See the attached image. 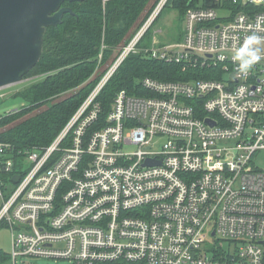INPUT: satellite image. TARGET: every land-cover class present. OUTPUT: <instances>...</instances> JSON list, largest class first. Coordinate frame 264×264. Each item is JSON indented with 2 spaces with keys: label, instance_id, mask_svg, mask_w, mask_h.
Masks as SVG:
<instances>
[{
  "label": "built area",
  "instance_id": "obj_1",
  "mask_svg": "<svg viewBox=\"0 0 264 264\" xmlns=\"http://www.w3.org/2000/svg\"><path fill=\"white\" fill-rule=\"evenodd\" d=\"M166 3L49 146L0 140L7 264H264V39L246 76L232 60L264 38V0H194L179 41L138 48ZM138 50L208 78L144 77L152 96L119 90L101 121L98 94Z\"/></svg>",
  "mask_w": 264,
  "mask_h": 264
},
{
  "label": "trees",
  "instance_id": "obj_2",
  "mask_svg": "<svg viewBox=\"0 0 264 264\" xmlns=\"http://www.w3.org/2000/svg\"><path fill=\"white\" fill-rule=\"evenodd\" d=\"M157 1L64 2L63 6H69L73 13H65L56 27L46 28L41 56L24 76L39 80L12 94L23 104L0 115V140L21 150L49 146L111 65L117 50L143 25ZM192 5L194 0H168L162 9L172 7L182 16ZM149 27L144 33L146 37L151 35ZM182 34H178L177 40ZM205 74L200 69L184 71L180 64L150 58L143 51L130 53L96 98L101 107L99 119L102 121L107 115L119 90L130 95L152 96L139 83L144 77L177 81L208 78ZM7 261L8 255L0 251V264Z\"/></svg>",
  "mask_w": 264,
  "mask_h": 264
},
{
  "label": "water",
  "instance_id": "obj_3",
  "mask_svg": "<svg viewBox=\"0 0 264 264\" xmlns=\"http://www.w3.org/2000/svg\"><path fill=\"white\" fill-rule=\"evenodd\" d=\"M75 1L80 0H0V88L24 79L41 56L46 28L73 13L63 3Z\"/></svg>",
  "mask_w": 264,
  "mask_h": 264
},
{
  "label": "rangeland",
  "instance_id": "obj_4",
  "mask_svg": "<svg viewBox=\"0 0 264 264\" xmlns=\"http://www.w3.org/2000/svg\"><path fill=\"white\" fill-rule=\"evenodd\" d=\"M158 2H159V0L155 4V6L152 8L150 14L155 9ZM167 2H168V0H167ZM148 7L149 6H147V8ZM147 8L144 10L142 15L147 11ZM160 11H159L160 15H159V13L156 15V17L159 15L157 17V19H156V17L154 18V20L156 19V21L154 23L152 22L153 25H151V27H149V29L151 28V35L148 37H146L144 35L139 42L140 46H138V48H144V46L146 47V46L153 45L152 39H154V38H156L154 45L171 44V43H175V42L179 41V40H177V38H178L177 36H178V34H182V32H183V28H184L183 15H184V13L182 16H179L178 11L173 9L172 7H165L164 9H162L161 12ZM150 14L147 16V18L150 16ZM138 29L133 33V35L138 31ZM130 38L128 39V41L130 40ZM147 40L149 41L148 44H147ZM119 50H120V48L117 50V53L115 54V56L119 53ZM136 52H141V50H138ZM113 61H114V59L112 60L111 63H113ZM109 67L107 68V70L109 69ZM97 71H99V70H97ZM37 80H39V77H26L22 81L1 87L0 88V115H3L5 113H7L8 111L17 109L19 106H21L23 104V101L20 100L19 98H13L12 94H14L15 92L24 88L25 86H27L33 82H36ZM99 80H100V78L98 79L97 83L99 82ZM11 236H12V231L9 227H5V226L0 227V251L5 253V255H8L12 249L11 248ZM223 245H224V247H227L228 242L223 241ZM35 262H37L38 264H46V263L47 264H56L53 260H46V259L35 260ZM64 262L65 261H58V264H62ZM4 264H7V262ZM16 264H22V262L20 260H17Z\"/></svg>",
  "mask_w": 264,
  "mask_h": 264
},
{
  "label": "clouds",
  "instance_id": "obj_5",
  "mask_svg": "<svg viewBox=\"0 0 264 264\" xmlns=\"http://www.w3.org/2000/svg\"><path fill=\"white\" fill-rule=\"evenodd\" d=\"M262 39L264 38L253 33L236 49L232 60L236 63V69L239 74L246 76L261 60L262 57L259 55V45Z\"/></svg>",
  "mask_w": 264,
  "mask_h": 264
}]
</instances>
